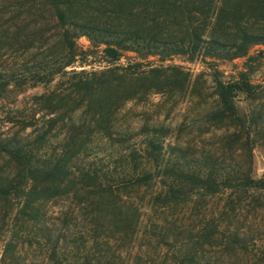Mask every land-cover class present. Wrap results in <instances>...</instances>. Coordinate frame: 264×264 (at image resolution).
<instances>
[{
    "label": "trees",
    "instance_id": "16d2710c",
    "mask_svg": "<svg viewBox=\"0 0 264 264\" xmlns=\"http://www.w3.org/2000/svg\"><path fill=\"white\" fill-rule=\"evenodd\" d=\"M256 46L264 0H0V264H228L240 238L230 219L264 192L252 177L264 117L236 102L264 88L247 72L217 81L197 135L137 128L125 111L186 95L190 77L169 57L242 58ZM217 124L222 152L199 148ZM239 150L248 159L234 165Z\"/></svg>",
    "mask_w": 264,
    "mask_h": 264
},
{
    "label": "rangeland",
    "instance_id": "374dc122",
    "mask_svg": "<svg viewBox=\"0 0 264 264\" xmlns=\"http://www.w3.org/2000/svg\"><path fill=\"white\" fill-rule=\"evenodd\" d=\"M78 44L87 49L90 46L89 41L82 37ZM36 51V50H34ZM130 57L135 55L128 54ZM156 64L160 63L159 58ZM100 56L91 58L89 64L95 63L98 69ZM126 60H122L125 63ZM166 65L180 66L189 75V90L181 99H171L168 96L153 95L146 105H129L125 112H129L132 121L136 122L135 126L141 128L143 123L157 124L164 127V130L174 134L180 129L185 128L184 134L193 131L194 135L200 132H207L209 129L201 123V117L210 108L216 106L217 96L216 82L232 83L236 81L239 73H249L250 81L253 85L264 88V46L254 47L248 56L242 58H227L226 60L212 61L197 58L190 62L182 56H172L168 58ZM77 71L82 69V65L75 67ZM85 69L90 70L91 66L86 65ZM71 69L69 68L68 71ZM45 88L39 87L28 90L19 97V100L25 98L29 101L37 93L41 94ZM236 105L239 111L247 116L264 117V92H259L255 97L248 98L240 94ZM0 102V133L5 132L8 127L4 124V115ZM129 110V111H128ZM195 123L197 126H192ZM223 124H217L210 128V133L197 140L196 145L200 147H211L219 153L222 152L221 140L225 132ZM169 140H167L168 142ZM232 164L238 161L248 159L247 151L239 150L236 153ZM253 171L252 177L256 180L264 181V140L256 138L252 150ZM230 233L235 235L239 233V243L230 248L228 264H264V192H250L245 207H242L240 216L230 219ZM203 226V225H202ZM201 223H197V230L200 229ZM200 227V228H199ZM236 240V239H235ZM238 241V240H236ZM214 258L222 254V248H213L210 250Z\"/></svg>",
    "mask_w": 264,
    "mask_h": 264
}]
</instances>
